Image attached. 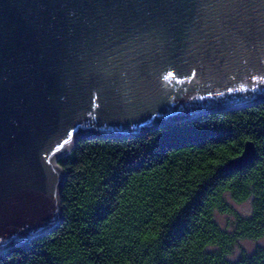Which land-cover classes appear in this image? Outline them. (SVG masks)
Listing matches in <instances>:
<instances>
[{
	"label": "water",
	"instance_id": "1",
	"mask_svg": "<svg viewBox=\"0 0 264 264\" xmlns=\"http://www.w3.org/2000/svg\"><path fill=\"white\" fill-rule=\"evenodd\" d=\"M261 103L264 0H0V256L59 227L79 140Z\"/></svg>",
	"mask_w": 264,
	"mask_h": 264
},
{
	"label": "trees",
	"instance_id": "2",
	"mask_svg": "<svg viewBox=\"0 0 264 264\" xmlns=\"http://www.w3.org/2000/svg\"><path fill=\"white\" fill-rule=\"evenodd\" d=\"M254 159L227 169L244 145ZM62 222L0 264H264V103L129 139H81L59 158ZM250 203L242 216L233 204ZM218 215H231L224 230Z\"/></svg>",
	"mask_w": 264,
	"mask_h": 264
},
{
	"label": "rangeland",
	"instance_id": "3",
	"mask_svg": "<svg viewBox=\"0 0 264 264\" xmlns=\"http://www.w3.org/2000/svg\"><path fill=\"white\" fill-rule=\"evenodd\" d=\"M233 208L242 216H246L250 212V203L244 202L241 204H233ZM218 223L224 230L231 229L234 217L231 215H218L216 216ZM258 247H264V236L258 240H242L234 248L231 259H237L242 253L251 254Z\"/></svg>",
	"mask_w": 264,
	"mask_h": 264
}]
</instances>
